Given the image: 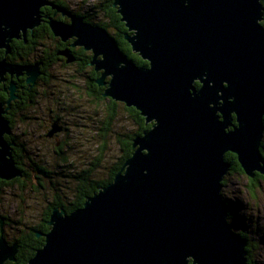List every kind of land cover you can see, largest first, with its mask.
Instances as JSON below:
<instances>
[{
	"label": "water",
	"instance_id": "water-1",
	"mask_svg": "<svg viewBox=\"0 0 264 264\" xmlns=\"http://www.w3.org/2000/svg\"><path fill=\"white\" fill-rule=\"evenodd\" d=\"M46 0H0V50L41 22ZM125 41L138 66L103 28L77 16L50 19L55 37L75 38L92 52L102 96L134 108L151 128L132 140V155L113 181L70 213L54 208L44 244L26 264H248L239 236L246 219L239 201L222 197L236 156L242 173L264 176V7L261 0H114ZM22 32V33H20ZM67 62L68 51L60 53ZM26 75L34 86L40 64L0 59L4 76ZM109 80H106V79ZM0 100V180L22 177L5 117L16 98ZM59 131L54 123L46 134ZM228 204L234 220L228 222ZM0 217V264L15 261Z\"/></svg>",
	"mask_w": 264,
	"mask_h": 264
},
{
	"label": "rangeland",
	"instance_id": "rangeland-1",
	"mask_svg": "<svg viewBox=\"0 0 264 264\" xmlns=\"http://www.w3.org/2000/svg\"><path fill=\"white\" fill-rule=\"evenodd\" d=\"M82 2L92 7L98 6L102 0H69L70 5L75 10L80 9L77 5ZM97 18L100 22L109 21L100 12ZM109 31L112 30L109 29ZM33 41L37 52L30 51L29 59L31 62L34 61V58L41 56L39 51L44 49L38 46L39 43L48 48L55 45L46 37H39ZM74 70L75 68L72 66L51 65V68H48L46 72L52 77L45 83L30 87L33 90L31 94L35 99L34 104L29 107L36 106L30 110H28L29 107L22 110L21 121L20 117L14 119L12 134L25 151L24 158L19 157L22 169L29 174L31 173L33 177H37L30 165L32 164L30 159L33 160L34 164L46 168L50 175L49 178L38 181L43 187L40 190H33V184H36L34 178H25L21 182L17 181L12 185L2 187L0 191V217L5 219L2 229L8 242L19 239L21 231L25 228H34L39 225L56 189L70 197L74 189L71 177L83 170H88L93 163H98L96 160L100 157V139H102L100 135L102 132L98 131V127L107 105L105 102L98 103L92 97L87 102L83 86L85 82L82 78L77 77ZM64 80L70 81V83L66 84ZM27 93L28 91L25 94ZM51 94L53 96H50ZM42 96H48L50 99L41 100L40 104ZM38 100L39 106L35 103V101L38 103ZM53 102H57L58 109L63 106L71 109L68 114H61L73 121V123L68 121L70 123L69 132L59 134V139L67 143L62 148V156L54 155L55 142L40 138L48 130L41 120L42 117H45V114H42L43 107L53 105L55 111L56 107ZM79 116L84 118L80 119ZM37 117L39 119L35 120ZM124 128L130 129L131 123L127 114L121 110L118 121L112 127L111 136L107 139L104 157L100 165H97L94 170L93 176L95 178H102L111 163L118 157L119 146L115 134L123 132ZM262 144L264 146V135ZM258 179L259 184L253 182L244 173L229 171L227 178L223 180L221 193L227 202L239 201L243 205L246 219L244 228H248L250 225V235H248V230L242 231L249 240V258L253 264H264V178Z\"/></svg>",
	"mask_w": 264,
	"mask_h": 264
},
{
	"label": "trees",
	"instance_id": "trees-1",
	"mask_svg": "<svg viewBox=\"0 0 264 264\" xmlns=\"http://www.w3.org/2000/svg\"><path fill=\"white\" fill-rule=\"evenodd\" d=\"M114 0H105L106 2V10L104 11L106 13V17L109 21L108 22H99L97 25L105 29L107 32H110L109 29L118 32L119 35H113L115 38L120 50L132 61H134L138 66H146L147 62L143 61L137 54H134L131 51L130 45H128L124 39V33L120 32L118 29V23L120 22V16L116 13L115 10H111V6L113 4ZM263 7H264V0H261ZM261 24L264 26V22H261ZM121 25L124 26L123 23ZM120 25V26H121ZM125 31V29H123ZM39 35V36H38ZM112 35V34H111ZM31 36V35H30ZM30 36L28 35V41L36 40L46 37L45 33L39 32V34H34L33 39H30ZM22 48V47H21ZM19 48L18 46L15 47V53L12 56L13 59L16 60V62H19L23 65L32 64L33 62L30 61L29 53L31 50L34 51V47L32 48L29 46H26L24 48ZM2 52L0 54V59H2ZM99 78V73H96L95 75H92L89 79V89L92 92L91 97L93 100L97 101L98 103L105 102L106 103V109L104 111V114L102 116V120L100 121L99 125V132L102 139L101 140V147H100V157L96 160L98 163H93L91 165V168L88 170H83L81 173H78L77 175H73L71 177L73 183H74V189L72 190V194L70 197L68 195H64L62 191L55 190L54 196L50 203L47 205V209L45 210V213L42 215V223H40L37 227L29 228L21 231V235L19 239H15L11 242H8L10 245L12 243L18 244V252L15 256V261L10 262L7 261L5 264H26L28 260H30L36 250H38L40 247L44 244V238L40 237L38 238L36 236V233L41 230V232L47 233L50 229V227H46L47 222L49 221L50 214L54 208L63 209L67 213H70L78 208H81L85 202V199L87 197H90L97 193L100 189H102L104 186L108 185L113 181L114 176L121 170L127 159L130 158L132 155L133 149H132V140L140 136L143 132L149 130L151 128V124H146L145 119L140 116L139 112L136 111L134 108H127L123 104L115 102L111 99H104L102 97V93L104 92V88H99L96 84L97 79ZM21 91H26L24 87V80L19 82ZM29 87H27V91H29ZM33 91V90H30ZM32 92H28L26 94V102L25 107H29L30 105L34 104V97L31 94ZM2 94H0V100L5 101L2 97ZM123 110L127 114V118L129 119L131 123V128L126 129L124 128V131L121 133H116L115 139L119 146V154L118 157L115 158V160L111 163L110 167L108 168L107 172L102 178H95L93 176L94 170L97 168V165H100V162L102 161L105 150L107 148V139L110 134L112 133V127L115 125V123L119 119L120 111ZM261 155L262 159L264 160V146L261 143ZM225 160L228 162L231 166L230 171L234 172H243L241 169L239 163L237 162V158L232 153H227L225 155ZM14 161L16 163L17 168L21 171L22 177L14 179L12 181L6 182L3 180H0V191L3 186L12 185L13 183L20 181L27 178H34L36 180V184H33V190H40L42 189L41 183H39V180H44V178H49V171L46 168H43L39 165L32 166L34 169V172L36 173L37 177H33L31 174H29L26 170L22 169L21 162H19V158L14 155ZM37 178V179H36ZM262 178L259 175H256L255 178L252 179L253 182L259 184V179ZM252 193V192H251ZM228 222L233 221V211L232 207L228 204ZM3 218V217H2ZM5 221V219L3 218ZM4 227V223H3ZM3 231V229H2ZM1 233V228H0ZM4 234V233H3ZM239 236L242 237L247 242V259L248 264H253L252 261L249 258V240L245 233L242 231L238 232ZM5 237V235H4Z\"/></svg>",
	"mask_w": 264,
	"mask_h": 264
},
{
	"label": "flooded vegetation",
	"instance_id": "flooded-vegetation-1",
	"mask_svg": "<svg viewBox=\"0 0 264 264\" xmlns=\"http://www.w3.org/2000/svg\"><path fill=\"white\" fill-rule=\"evenodd\" d=\"M50 5H46L43 6L40 9V18H41V22L38 26H36L33 30H27L25 32L26 36L22 37L20 39H13L10 43V53L8 55H5V51L4 50H0V54L2 52V59L6 58L8 63H11L13 65H23L19 62H16L15 59L12 58V56L14 55L15 51V47H19V48H24L26 46H29L32 48L34 47L35 43H33L32 41H28V35L30 36V39H33L34 34H39V32H43L45 33V36L47 39L53 41L55 43L54 47H45V45H43L42 43H39V47L44 48L41 52V56H39L38 58H34L33 63H38L40 64V72H41V76L37 79L36 83H35V87L37 85H40V83H45V81L49 80L51 77L49 75H47V70L48 68H51V65H61V66H65V67H74V73L77 74L78 78H82L85 82L84 86V95L87 98V102L88 100L91 99V95L92 92L89 89V79L92 75H95L96 73H99V77L101 75V72H96L94 70V67L90 64L91 63V59H92V52L91 51H87L85 50L83 47L81 46H75V38H70L66 41H62L60 38L55 37L51 31V28L48 24V21L50 19L52 20H56L58 22H62L65 24H69L70 23V17L69 16H77L81 19H83V21L87 24H90L92 26H98L97 24L100 22V20L97 18L98 13L100 12L103 17H106V13L104 12L106 10V2L105 0H102V2L98 5V6H88L86 3L82 2L79 3V5H77L78 10H75L74 7H72L69 3V0H46ZM82 4V5H81ZM111 10H115L117 13L116 8L113 7V4L111 6ZM118 14V13H117ZM264 22V20L262 21ZM121 21L118 23V29L120 30V32L124 33V35L127 33V29L125 28V25H121ZM124 24V23H123ZM121 25V26H120ZM100 27V26H98ZM102 28V27H101ZM123 29H125V31H123ZM22 33V32H20ZM112 37L113 35H119L118 32L115 31H111L108 32ZM114 38V37H113ZM115 39V38H114ZM127 43V42H126ZM128 44V43H127ZM129 45V44H128ZM21 48V49H22ZM47 49V50H45ZM64 51H68L71 54V57L73 58L72 61L67 62V59L61 55L60 53L64 52ZM34 53L37 52V50L34 48ZM32 63V64H33ZM24 80V87L25 90L27 91V87L30 88V85L26 84V75H22L19 77L16 76H10L9 74H6L4 76V81H0V94L1 97L7 101L9 99V85L11 82H13L16 85V93L15 96L16 98L10 103V109L7 111L6 114V118L9 121V125H10V135L6 136V140L8 142H12L14 144V146L12 147V155H13V159H14V155L17 156L18 158H24L25 155V151L23 150V147L19 144L17 138L15 136H13L12 134V130L14 128V123H15V118H19L20 117V121H21V111L27 109L25 107V102H26V91H21L19 82ZM106 80H109L108 78ZM64 83L69 84L70 81L64 80ZM98 86V85H97ZM99 88H104L101 86H98ZM29 89L28 92H31ZM103 94V93H102ZM50 96H53L52 94ZM103 97V96H102ZM104 98V97H103ZM47 99H50L48 96L44 97L42 96L40 99V104H41V100L46 101ZM104 99H108V98H104ZM2 101V100H1ZM4 101V102H5ZM35 103L39 106V100L38 103L37 101H35ZM53 104L55 105L56 109L55 111L53 110L54 106L53 105H49V106H44L43 110H42V114H45V117H42L41 120L45 126V128H48V130L46 131V134L48 133V131L51 129L52 125L54 123L57 124V127L59 128V131L57 133H55L52 137H46V134H43L40 136V138H45L46 140L49 141H53L55 142L54 145V155L56 156H62L63 155V151L62 148L67 144L64 141L60 140L59 138V134H64L66 132H69V125L70 123H73L72 120L63 117L61 114H68L69 111H71L70 108L67 109L66 106L60 107L58 109V104L57 102H53ZM36 106V105H35ZM33 106V107H35ZM33 107H29L28 110H30ZM40 109H42V107H40ZM106 108H104L105 110ZM25 118V117H24ZM80 119H83L84 117L79 116ZM39 118H35V120H38ZM68 121L70 123H68ZM41 126V125H40ZM42 127V126H41ZM59 152V153H58ZM31 166H36V164H34L33 160L31 161L29 159ZM40 166V165H39ZM31 174V173H30ZM256 175H259L260 177L264 178V176H262L259 173H256L254 175L253 178H255ZM250 178V179H253ZM42 220H40V223H42ZM39 223V224H40ZM46 227H49L46 224ZM37 233H42L45 234L44 232H41V230H39ZM36 233V236H37ZM40 238V237H38ZM43 238V237H42Z\"/></svg>",
	"mask_w": 264,
	"mask_h": 264
}]
</instances>
